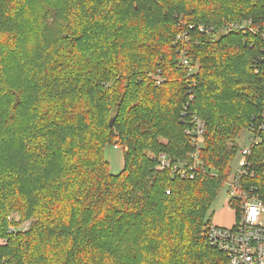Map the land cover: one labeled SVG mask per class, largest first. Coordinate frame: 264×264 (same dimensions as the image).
I'll use <instances>...</instances> for the list:
<instances>
[{
	"label": "trees",
	"instance_id": "obj_1",
	"mask_svg": "<svg viewBox=\"0 0 264 264\" xmlns=\"http://www.w3.org/2000/svg\"><path fill=\"white\" fill-rule=\"evenodd\" d=\"M0 2V264H228L209 211L263 109L264 41L222 29L264 22V0ZM149 149L194 177L157 171Z\"/></svg>",
	"mask_w": 264,
	"mask_h": 264
},
{
	"label": "built area",
	"instance_id": "obj_2",
	"mask_svg": "<svg viewBox=\"0 0 264 264\" xmlns=\"http://www.w3.org/2000/svg\"><path fill=\"white\" fill-rule=\"evenodd\" d=\"M200 30L203 31L204 27L200 26ZM233 30H241L243 34L247 35H256L264 41V22L247 19L240 23L232 22L222 29L223 33ZM257 60H264V55L257 57ZM183 62L188 64L186 59ZM187 107L188 104L182 112L183 116L187 114ZM188 124L190 126L186 129V133L190 135L192 145L195 147L190 156L197 159L202 145L205 122L195 115ZM263 133L264 105L261 114L251 122L244 133L245 142L239 144L240 164L226 181L229 187L228 202L229 204L231 202L235 209L236 220L230 226L212 223L207 230L210 245L227 255L228 264H264V198L259 187L253 184L250 179L254 176L250 156L253 148L263 141ZM114 147L117 148L119 145L115 144ZM146 153L150 159L156 162L155 169L157 171L171 169L173 176L194 177L196 170L194 164H188L185 160L173 162L172 157L165 151L155 153L148 150ZM166 193L169 194L170 189H167Z\"/></svg>",
	"mask_w": 264,
	"mask_h": 264
},
{
	"label": "rangeland",
	"instance_id": "obj_3",
	"mask_svg": "<svg viewBox=\"0 0 264 264\" xmlns=\"http://www.w3.org/2000/svg\"><path fill=\"white\" fill-rule=\"evenodd\" d=\"M245 137H246L245 134H243L238 139V143L244 144ZM105 156L109 161L111 173L112 174L121 173L124 168V153L121 146L115 148L114 145H108L105 149ZM240 161H241V155L238 154L232 163L233 170H235L239 166ZM228 191H229V187L225 182L224 186L220 190V193L216 201L214 202V204L212 205L209 211V215H212L213 224L230 226L236 220L235 209L228 202V196H229ZM34 221H35L34 218L29 219L23 222L20 226H18V229L27 231L31 227Z\"/></svg>",
	"mask_w": 264,
	"mask_h": 264
},
{
	"label": "water",
	"instance_id": "obj_4",
	"mask_svg": "<svg viewBox=\"0 0 264 264\" xmlns=\"http://www.w3.org/2000/svg\"><path fill=\"white\" fill-rule=\"evenodd\" d=\"M110 125H111V126H113V125H114V117H113V118H111V120H110Z\"/></svg>",
	"mask_w": 264,
	"mask_h": 264
}]
</instances>
